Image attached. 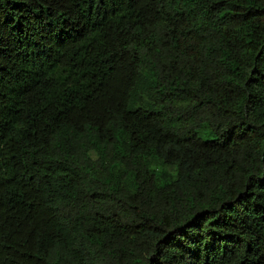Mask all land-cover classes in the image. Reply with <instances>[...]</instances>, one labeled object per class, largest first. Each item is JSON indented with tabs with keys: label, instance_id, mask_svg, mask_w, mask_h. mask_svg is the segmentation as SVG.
<instances>
[{
	"label": "trees",
	"instance_id": "obj_1",
	"mask_svg": "<svg viewBox=\"0 0 264 264\" xmlns=\"http://www.w3.org/2000/svg\"><path fill=\"white\" fill-rule=\"evenodd\" d=\"M0 264H264V0H0Z\"/></svg>",
	"mask_w": 264,
	"mask_h": 264
},
{
	"label": "rangeland",
	"instance_id": "obj_2",
	"mask_svg": "<svg viewBox=\"0 0 264 264\" xmlns=\"http://www.w3.org/2000/svg\"><path fill=\"white\" fill-rule=\"evenodd\" d=\"M92 156H94V157H95V154H94V153H92Z\"/></svg>",
	"mask_w": 264,
	"mask_h": 264
}]
</instances>
